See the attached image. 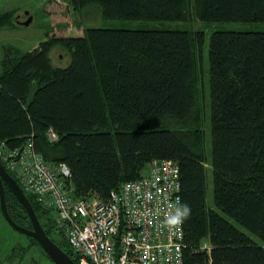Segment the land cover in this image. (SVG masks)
Masks as SVG:
<instances>
[{"label": "trees", "instance_id": "1", "mask_svg": "<svg viewBox=\"0 0 264 264\" xmlns=\"http://www.w3.org/2000/svg\"><path fill=\"white\" fill-rule=\"evenodd\" d=\"M61 2L67 13L98 6L107 20L264 23V0ZM13 14L0 13V26ZM73 32L49 30L33 49L7 51L0 69V141L16 148L32 136L47 161L68 164L77 197L107 199L125 181L143 177L154 160L172 159L180 168L181 206L191 210L183 220L184 264H264V29H217L210 36L211 159L200 69L203 30ZM57 46L71 58L64 68L50 57ZM209 162L216 209L206 201ZM5 189L9 214L19 224L26 210ZM25 193L46 233L74 259L67 241L52 237L54 212ZM27 239V248L50 259L35 238Z\"/></svg>", "mask_w": 264, "mask_h": 264}, {"label": "built area", "instance_id": "2", "mask_svg": "<svg viewBox=\"0 0 264 264\" xmlns=\"http://www.w3.org/2000/svg\"><path fill=\"white\" fill-rule=\"evenodd\" d=\"M48 136L58 138L53 129ZM0 162L54 212L55 234L67 241L77 264H184L183 222L171 230L163 226L182 202L176 161L154 160L143 177L125 181L107 199L77 197L68 164L47 161L32 136L16 148L0 141Z\"/></svg>", "mask_w": 264, "mask_h": 264}, {"label": "rangeland", "instance_id": "3", "mask_svg": "<svg viewBox=\"0 0 264 264\" xmlns=\"http://www.w3.org/2000/svg\"><path fill=\"white\" fill-rule=\"evenodd\" d=\"M63 1V0H62ZM55 7L57 12H54ZM12 11L13 20L7 25L0 26V69L3 61L7 58V51L26 52L38 46L46 38L49 30L69 29L72 33L79 27L96 28H129V29H185L203 30L205 33V43L200 60V69L203 78V103H204V124H205V146L206 152L211 159L212 135L210 121V66L208 57V45L214 30H263L264 23H241V22H213L205 23L195 17H190L184 21H143V20H107L102 17V11L98 6L91 5L81 11H72L70 8L67 13V6L59 0H0V13ZM52 13L60 14L56 20L50 18ZM32 16V21L28 25L19 22ZM17 20V21H16ZM70 55L62 47H55L51 52V60L54 66L66 67L70 63ZM150 166L145 167V172L149 171ZM207 206L216 209L214 202L213 189V170L209 162L207 164ZM26 191V190H25ZM27 192V191H26ZM28 193V192H27ZM243 231L251 235L247 230L240 227ZM11 236L12 241L8 242L5 237ZM57 241L62 240L61 236L52 234ZM27 238L19 232L14 231L2 218L0 210V245L6 246L15 243L17 248H23ZM29 242V240H27ZM27 247L24 248V252ZM28 258L35 260L38 264H55L48 257L43 255L36 247L28 248Z\"/></svg>", "mask_w": 264, "mask_h": 264}, {"label": "water", "instance_id": "4", "mask_svg": "<svg viewBox=\"0 0 264 264\" xmlns=\"http://www.w3.org/2000/svg\"><path fill=\"white\" fill-rule=\"evenodd\" d=\"M32 21V16L28 19L20 21L22 25H28ZM7 186L11 192L15 195L18 201L26 209L30 221L32 223V228H25L19 225L10 216L7 203H6V189ZM0 207L2 214L9 225L17 231L23 232L31 237L35 238L43 250L48 254L50 259L55 264H77L75 260L68 254L64 249H62L45 231L42 224L40 223L35 209L26 195L24 189L15 179V177L6 169V167L0 162Z\"/></svg>", "mask_w": 264, "mask_h": 264}, {"label": "flooded vegetation", "instance_id": "5", "mask_svg": "<svg viewBox=\"0 0 264 264\" xmlns=\"http://www.w3.org/2000/svg\"><path fill=\"white\" fill-rule=\"evenodd\" d=\"M21 215H22L23 219H22L21 223H19V225H21V226H23L25 228H32V223L30 221V217H29L27 211L25 213L23 212ZM2 216H3V214H2ZM3 219L9 225V223L6 221L4 216H3ZM38 219H39L40 223L42 224V222H41L39 217H38ZM27 221H30V222L28 223ZM30 224H31V227L29 226ZM43 228H44V226H43ZM12 229L14 231H16V232H19L21 235H24L26 238H27V236L30 237V235H27V234H25L23 232L17 231L14 228H12ZM12 240H13V238L11 236H9L8 237V242H14ZM27 240H26V243H25L26 245L23 246V248L22 247L21 248H17L15 243H13L11 245H6V246H4V245L1 246L0 245V264H36L31 258L27 257L28 248L25 250V252L23 251L24 248L27 247Z\"/></svg>", "mask_w": 264, "mask_h": 264}, {"label": "clouds", "instance_id": "6", "mask_svg": "<svg viewBox=\"0 0 264 264\" xmlns=\"http://www.w3.org/2000/svg\"><path fill=\"white\" fill-rule=\"evenodd\" d=\"M190 208L187 205H182L177 207L174 213L165 217L164 227L169 228L170 230L178 227L184 219L190 214Z\"/></svg>", "mask_w": 264, "mask_h": 264}, {"label": "crops", "instance_id": "7", "mask_svg": "<svg viewBox=\"0 0 264 264\" xmlns=\"http://www.w3.org/2000/svg\"><path fill=\"white\" fill-rule=\"evenodd\" d=\"M59 2H61V0H59ZM54 12H57V9H56V7H55V10H54ZM50 18H52V19H53L54 17H53L52 15H50ZM55 18H56V17H55ZM56 20H57V18H56ZM52 51H53V49H52ZM52 51H51V52H52ZM51 52H50V57H51Z\"/></svg>", "mask_w": 264, "mask_h": 264}]
</instances>
